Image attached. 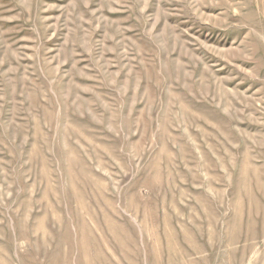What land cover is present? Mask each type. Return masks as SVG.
Listing matches in <instances>:
<instances>
[{"label": "rangeland", "instance_id": "obj_1", "mask_svg": "<svg viewBox=\"0 0 264 264\" xmlns=\"http://www.w3.org/2000/svg\"><path fill=\"white\" fill-rule=\"evenodd\" d=\"M0 264H264V0H0Z\"/></svg>", "mask_w": 264, "mask_h": 264}]
</instances>
